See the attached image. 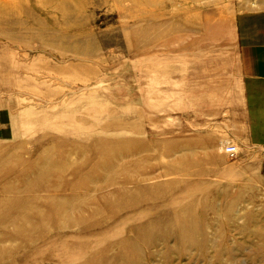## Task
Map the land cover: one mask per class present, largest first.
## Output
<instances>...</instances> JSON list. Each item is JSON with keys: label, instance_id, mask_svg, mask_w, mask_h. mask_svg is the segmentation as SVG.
I'll use <instances>...</instances> for the list:
<instances>
[{"label": "rangeland", "instance_id": "rangeland-1", "mask_svg": "<svg viewBox=\"0 0 264 264\" xmlns=\"http://www.w3.org/2000/svg\"><path fill=\"white\" fill-rule=\"evenodd\" d=\"M261 10L0 0V264H264V178L219 127Z\"/></svg>", "mask_w": 264, "mask_h": 264}, {"label": "crops", "instance_id": "crops-1", "mask_svg": "<svg viewBox=\"0 0 264 264\" xmlns=\"http://www.w3.org/2000/svg\"><path fill=\"white\" fill-rule=\"evenodd\" d=\"M237 58V93L229 97L228 109L219 127L237 134L242 158H249L264 178V10L246 16L240 23Z\"/></svg>", "mask_w": 264, "mask_h": 264}, {"label": "built area", "instance_id": "built-area-1", "mask_svg": "<svg viewBox=\"0 0 264 264\" xmlns=\"http://www.w3.org/2000/svg\"><path fill=\"white\" fill-rule=\"evenodd\" d=\"M224 152L230 159H235L238 154V150L234 145L225 146Z\"/></svg>", "mask_w": 264, "mask_h": 264}, {"label": "bare ground", "instance_id": "bare-ground-1", "mask_svg": "<svg viewBox=\"0 0 264 264\" xmlns=\"http://www.w3.org/2000/svg\"><path fill=\"white\" fill-rule=\"evenodd\" d=\"M133 3H137V2H144L143 0H131Z\"/></svg>", "mask_w": 264, "mask_h": 264}]
</instances>
